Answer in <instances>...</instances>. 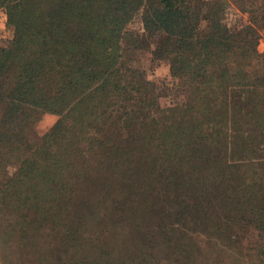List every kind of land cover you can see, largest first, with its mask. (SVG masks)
<instances>
[{
  "label": "trees",
  "instance_id": "obj_1",
  "mask_svg": "<svg viewBox=\"0 0 264 264\" xmlns=\"http://www.w3.org/2000/svg\"><path fill=\"white\" fill-rule=\"evenodd\" d=\"M224 4L0 0L12 34L0 47V162L25 127L57 117L0 177V264H214L207 251L264 264V4L232 28ZM136 15L164 35L151 56L184 96L176 106L159 108L124 59ZM156 192L171 206L131 258L107 242L77 258L109 210Z\"/></svg>",
  "mask_w": 264,
  "mask_h": 264
},
{
  "label": "rangeland",
  "instance_id": "obj_2",
  "mask_svg": "<svg viewBox=\"0 0 264 264\" xmlns=\"http://www.w3.org/2000/svg\"><path fill=\"white\" fill-rule=\"evenodd\" d=\"M210 1V0H202ZM224 9L219 16L221 21L229 28L240 27L247 23L248 13L251 10L264 4V0H222ZM213 16H217L214 12ZM4 16L0 11V47L6 46L11 40L12 34L9 29L3 25ZM202 25V24H201ZM126 29L133 34L136 45L130 47L124 59L128 65L139 69L143 72L147 81L154 84L157 106L159 108H171L180 104L184 100V96L171 86V80L166 62H155L152 60L151 53L155 49L157 42L164 38L160 31L146 32L143 30L139 16L136 15L127 24ZM256 31L262 35L264 28L256 26ZM202 26L198 30V34L202 35ZM255 50L258 54L264 55V37H260L257 41ZM0 106V114H1ZM57 120V117L51 114H43L40 120L32 126L25 127L22 131L24 144L16 152H6L5 160L0 162V177L11 176L21 161L26 156L27 145L34 139L41 137ZM150 204L144 200H133L124 207H116L109 210L107 214L111 215L104 217L97 226L96 234L92 238H87L81 235L80 244L83 253H79L77 258H88V255L95 253V250L101 247L104 243H109L111 246L117 247V256L122 261L131 258L135 253L134 246L142 243L147 236L148 231L155 226L157 221L163 218V214L168 212L169 202H164L159 193L150 194ZM152 203V204H151ZM189 228V224L186 225ZM186 227V228H187ZM152 231V230H151ZM202 240L201 236L196 240ZM72 243H76L72 240ZM207 259L214 261L217 264L222 259L221 253L208 254ZM72 255L71 253H69ZM205 254V255H206ZM218 254V255H217ZM96 253L92 257H95ZM72 256L76 257L74 253ZM214 259V260H213ZM162 264H176L175 257L167 260H162Z\"/></svg>",
  "mask_w": 264,
  "mask_h": 264
}]
</instances>
